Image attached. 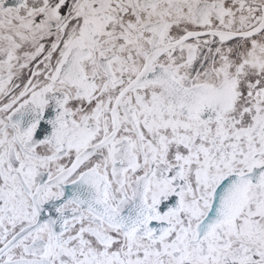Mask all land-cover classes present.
Here are the masks:
<instances>
[{"label":"snow or ice","instance_id":"obj_1","mask_svg":"<svg viewBox=\"0 0 264 264\" xmlns=\"http://www.w3.org/2000/svg\"><path fill=\"white\" fill-rule=\"evenodd\" d=\"M0 264H264V0H0Z\"/></svg>","mask_w":264,"mask_h":264}]
</instances>
